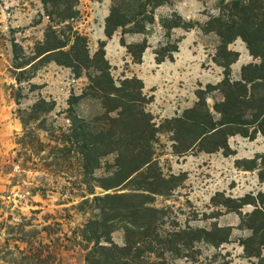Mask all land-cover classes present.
I'll use <instances>...</instances> for the list:
<instances>
[{
    "label": "trees",
    "instance_id": "1",
    "mask_svg": "<svg viewBox=\"0 0 264 264\" xmlns=\"http://www.w3.org/2000/svg\"><path fill=\"white\" fill-rule=\"evenodd\" d=\"M41 2L49 23L44 38L35 43L30 53L18 42L14 30L11 29L10 39L0 30V44L8 42L13 54L12 72L18 85L17 89L13 87L16 104L20 105L23 83L29 84L30 91L40 88L31 83L39 70L38 64L55 62L70 68L77 78L86 74L89 85L82 95H71L66 128L48 125L55 101L40 97L30 107L18 109L23 134L16 142L20 149L13 162L23 171L40 168L53 174L70 169L77 172L72 181L77 188L71 189V195L80 198L77 208L89 216L78 231V238L86 248L85 264H168L167 256L189 258L199 243L216 248L229 243L231 231L227 228L166 227L167 210L155 207V198L172 194L184 179L181 175L163 173L156 144L165 127L173 132L176 154L197 148L206 153L223 150L229 156L230 137L241 135L254 140L258 134L264 136V0H221L220 14L210 18L204 30L220 38L214 62L224 68V79L201 90L193 108L161 127L145 109L149 101L143 95L144 83L140 79L126 78L119 85L116 83L106 58V41H101L91 56L88 38L72 24L78 15L73 0ZM169 2L111 0L105 21L106 37L111 39L119 29L123 35L144 34L147 26L155 23L156 9ZM163 26L169 32L176 28L189 31L195 25L173 14L163 20ZM239 38L259 62L243 66L241 79L234 81L231 66L239 53L229 50V45ZM121 43L135 63H142L149 47L147 40L127 45L122 37ZM178 43L168 42L156 52L157 63L174 61ZM217 91L223 99L216 101L211 110L207 94ZM88 97L101 102L102 114L85 118L77 113L79 102ZM108 157L113 160H107ZM255 168L256 165L252 167ZM100 169H104V174L98 176ZM259 176L264 179V173ZM97 189L102 191L99 193ZM240 202L236 210L249 204L245 199ZM251 216L259 219L252 221L253 234L243 245L248 255L259 258L264 246V212L256 209ZM25 225H8L11 231L7 234L26 247L16 244L14 249L10 246L1 249L0 264H45L46 245L40 242L35 246ZM16 229L19 231H13ZM119 230L124 233L123 245L113 239ZM256 242L258 248L250 249Z\"/></svg>",
    "mask_w": 264,
    "mask_h": 264
},
{
    "label": "rangeland",
    "instance_id": "2",
    "mask_svg": "<svg viewBox=\"0 0 264 264\" xmlns=\"http://www.w3.org/2000/svg\"><path fill=\"white\" fill-rule=\"evenodd\" d=\"M73 5L78 15L72 24L88 38L91 56L99 49L100 42L106 41V58L116 83L119 85L124 79L133 77L144 83L143 95L149 101L145 109L157 126L182 117L198 103L201 90H206L208 85H218L224 79V68L214 62L220 38L204 30L205 23L220 14L221 0H170L169 4L156 9L155 23L147 26L144 34L123 35L119 29L111 39L105 35L111 0H73ZM173 14L191 22L194 28L189 31L176 28L168 32L163 20ZM48 23L41 0H0V30L8 39L11 29L14 30L16 39L28 53L44 38ZM101 29L103 37L99 34ZM122 37L127 45L147 40L149 47L142 63L133 61L127 47L121 43ZM177 41L179 52L174 53V61L158 64L156 52L168 42L175 44ZM229 50L239 53L238 60L231 66L234 81L241 79L243 66L259 62L250 55L240 38L229 45ZM12 59L11 47L3 41L0 44V250L7 246L14 249L16 244L26 247V244L15 242V236L7 234L11 231L8 225L26 223L25 229L31 232L28 238L33 244L38 246L41 242L47 246L45 264H85L86 248L78 238V231L89 216L77 208L80 198L71 195V189L77 188L72 182L77 172L70 169L53 174L40 168L23 171L13 160L20 149L16 142L23 134L18 109L30 107L40 97L55 101L56 108L48 125L66 128L69 125L68 101L72 94L79 96L85 92L89 79L86 74L77 78L70 68L55 62L38 64L39 70L31 83L40 88L30 91L29 84L23 83L20 105H17L13 87L17 89L18 85L12 72ZM222 99L218 91L207 94L211 110L215 102ZM76 109L85 118L103 113L101 102L91 97L80 101ZM40 135L47 141L44 133ZM228 143L229 156L223 150L206 153L197 148L176 154L173 132L162 127L158 135L156 155L163 173L181 175L184 179L172 194L155 198L154 206L167 210L166 227L211 229L218 226L231 231L229 243L219 248L199 243L189 253V258L167 256L168 264H264V246L258 258L248 255L243 245L253 234L252 221L259 219L251 215L256 209L264 212V179L259 176L264 173V136L258 134L256 139L250 140L235 135ZM254 165L256 168L252 169ZM96 174L103 175L104 169ZM241 199L249 204L236 210ZM123 237L122 230L113 234L119 245H123ZM258 246L256 242L250 249Z\"/></svg>",
    "mask_w": 264,
    "mask_h": 264
},
{
    "label": "crops",
    "instance_id": "3",
    "mask_svg": "<svg viewBox=\"0 0 264 264\" xmlns=\"http://www.w3.org/2000/svg\"><path fill=\"white\" fill-rule=\"evenodd\" d=\"M99 34H100V37H103V31H102V29L99 31ZM163 65H164V63H163ZM163 65H160V66H163Z\"/></svg>",
    "mask_w": 264,
    "mask_h": 264
}]
</instances>
